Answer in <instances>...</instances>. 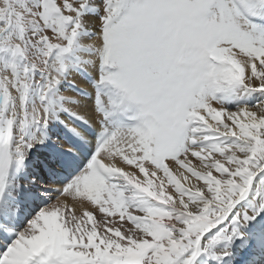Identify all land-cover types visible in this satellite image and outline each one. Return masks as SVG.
Masks as SVG:
<instances>
[{
	"label": "snow or ice",
	"instance_id": "snow-or-ice-1",
	"mask_svg": "<svg viewBox=\"0 0 264 264\" xmlns=\"http://www.w3.org/2000/svg\"><path fill=\"white\" fill-rule=\"evenodd\" d=\"M0 264H264V0H0Z\"/></svg>",
	"mask_w": 264,
	"mask_h": 264
},
{
	"label": "bare ground",
	"instance_id": "bare-ground-1",
	"mask_svg": "<svg viewBox=\"0 0 264 264\" xmlns=\"http://www.w3.org/2000/svg\"><path fill=\"white\" fill-rule=\"evenodd\" d=\"M72 79L75 80L77 83H80V77L77 76L76 74H73ZM63 94L66 96H74L75 95V93L72 91H64ZM69 203H71V201ZM90 210H92V209H90ZM97 215L99 216V213H97Z\"/></svg>",
	"mask_w": 264,
	"mask_h": 264
}]
</instances>
